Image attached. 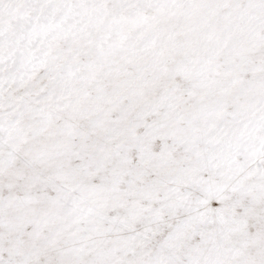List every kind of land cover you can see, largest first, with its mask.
Segmentation results:
<instances>
[{
	"label": "snow or ice",
	"instance_id": "snow-or-ice-1",
	"mask_svg": "<svg viewBox=\"0 0 264 264\" xmlns=\"http://www.w3.org/2000/svg\"><path fill=\"white\" fill-rule=\"evenodd\" d=\"M0 264H264V0H0Z\"/></svg>",
	"mask_w": 264,
	"mask_h": 264
}]
</instances>
